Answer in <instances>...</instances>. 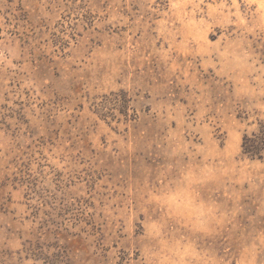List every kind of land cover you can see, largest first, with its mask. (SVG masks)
<instances>
[{
    "label": "rangeland",
    "instance_id": "obj_1",
    "mask_svg": "<svg viewBox=\"0 0 264 264\" xmlns=\"http://www.w3.org/2000/svg\"><path fill=\"white\" fill-rule=\"evenodd\" d=\"M0 264H264V0H0Z\"/></svg>",
    "mask_w": 264,
    "mask_h": 264
},
{
    "label": "trees",
    "instance_id": "obj_2",
    "mask_svg": "<svg viewBox=\"0 0 264 264\" xmlns=\"http://www.w3.org/2000/svg\"><path fill=\"white\" fill-rule=\"evenodd\" d=\"M1 37V28H0ZM243 152L251 157L261 158L264 155V132L253 133L252 136L246 134L243 144Z\"/></svg>",
    "mask_w": 264,
    "mask_h": 264
}]
</instances>
